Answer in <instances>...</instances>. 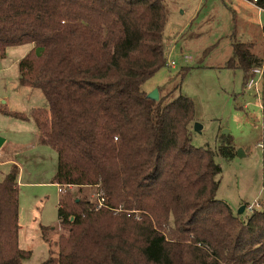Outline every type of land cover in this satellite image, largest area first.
I'll return each mask as SVG.
<instances>
[{"label": "trees", "instance_id": "obj_1", "mask_svg": "<svg viewBox=\"0 0 264 264\" xmlns=\"http://www.w3.org/2000/svg\"><path fill=\"white\" fill-rule=\"evenodd\" d=\"M167 19L164 0H0V58L34 44L19 61V82L46 97L48 109L30 116L58 157L52 182L67 234L39 264L264 263V206L244 220L217 197L221 166L192 141L194 100L174 91L147 97L144 84L167 64ZM262 35L264 45V24ZM253 47L234 40L225 63L243 70L245 85L264 67ZM217 151L235 156L230 134ZM18 175L13 164L0 180V264L31 255L19 243ZM84 188L103 191L105 204L76 195Z\"/></svg>", "mask_w": 264, "mask_h": 264}, {"label": "rangeland", "instance_id": "obj_2", "mask_svg": "<svg viewBox=\"0 0 264 264\" xmlns=\"http://www.w3.org/2000/svg\"><path fill=\"white\" fill-rule=\"evenodd\" d=\"M164 5L167 64L144 89L147 93L155 88L162 94L174 91V96L183 94L194 100V123L202 124V129L196 130L194 123L191 126L193 144L214 152L221 166L217 197L245 220L253 211L239 212L242 204H255V209L264 206V67L256 95L245 88L243 70L227 68L225 63L234 40L253 42V52L262 57L264 12L259 18L243 0H164ZM33 47V43L9 46L0 58V107L28 116L20 119L0 111V137L7 138L0 146V180L16 163L19 243L31 250L21 264H39L57 255V241L67 234L58 219L59 186L52 182L57 153L34 138L36 123L30 116L34 108L48 109V102L41 89L19 82V60ZM226 130L236 148L232 159L217 151L219 136ZM94 194L93 189L84 188L76 195L94 198Z\"/></svg>", "mask_w": 264, "mask_h": 264}, {"label": "built area", "instance_id": "obj_3", "mask_svg": "<svg viewBox=\"0 0 264 264\" xmlns=\"http://www.w3.org/2000/svg\"><path fill=\"white\" fill-rule=\"evenodd\" d=\"M250 1L256 8L257 10L262 13L264 12V3H260V0H248ZM172 66L175 65L173 61L170 63ZM263 66H254L252 68V73L254 76L250 77L248 81L246 82L245 88L247 90H254L256 91V95L258 94V86L260 83V76L263 74L262 70ZM262 112L264 114V108L262 109ZM94 199H95V208H100L105 204V194L103 191L95 192L94 194ZM255 204H247L245 209H249L251 211L255 210ZM138 217V216H137Z\"/></svg>", "mask_w": 264, "mask_h": 264}, {"label": "water", "instance_id": "obj_4", "mask_svg": "<svg viewBox=\"0 0 264 264\" xmlns=\"http://www.w3.org/2000/svg\"><path fill=\"white\" fill-rule=\"evenodd\" d=\"M147 97L153 100H159L160 98V92L158 88L153 89L151 92H149L147 94ZM194 127L196 130H201L202 129V124H200L199 122H195L194 123ZM228 133V130L225 131V134ZM3 141V138L0 137V145ZM246 205L242 206L241 208H239V212H243L245 210Z\"/></svg>", "mask_w": 264, "mask_h": 264}, {"label": "crops", "instance_id": "obj_5", "mask_svg": "<svg viewBox=\"0 0 264 264\" xmlns=\"http://www.w3.org/2000/svg\"><path fill=\"white\" fill-rule=\"evenodd\" d=\"M243 1H245L247 4H249L251 7H253L256 11H257V15H258V17L260 18V16H261V14L263 13H260L258 10H257V8L250 2V1H248V0H243ZM263 26V25H262ZM262 26H261V31H262ZM263 36V35H262ZM253 43V42H252ZM262 45H263V40H262ZM263 48H264V45H263ZM31 50V49H30ZM263 52H264V49H263V51H262V54H263ZM20 61V60H19ZM159 92L162 94V90L161 89H159ZM0 108H4V106L3 107H0ZM5 109V108H4ZM1 111V110H0ZM28 119V118H27ZM2 138V137H1ZM34 138L36 139H38V127H37V125H36V137L34 136ZM7 141V138H3V141H2V143H1V145L0 146H2L5 142ZM14 164H16V163H14ZM57 169V168H56ZM56 169H55V172H56ZM55 174V173H54ZM18 183H19V181H18ZM58 185V184H57ZM19 186H20V184H19ZM59 186V185H58ZM59 198H60V195H61V187L59 186ZM246 204V203H245ZM245 204H242L239 208H241L242 206H244ZM21 227V226H20Z\"/></svg>", "mask_w": 264, "mask_h": 264}]
</instances>
